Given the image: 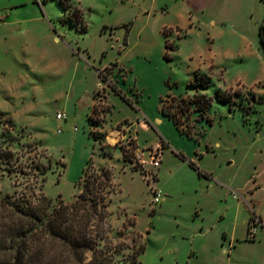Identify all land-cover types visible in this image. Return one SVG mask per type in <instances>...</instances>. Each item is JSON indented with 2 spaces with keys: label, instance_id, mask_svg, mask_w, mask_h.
<instances>
[{
  "label": "rangeland",
  "instance_id": "374dc122",
  "mask_svg": "<svg viewBox=\"0 0 264 264\" xmlns=\"http://www.w3.org/2000/svg\"><path fill=\"white\" fill-rule=\"evenodd\" d=\"M0 16V196L73 202L88 161L109 199L97 258L264 264V0H0ZM195 71L210 123L187 102ZM136 98L162 121L139 127Z\"/></svg>",
  "mask_w": 264,
  "mask_h": 264
},
{
  "label": "trees",
  "instance_id": "16d2710c",
  "mask_svg": "<svg viewBox=\"0 0 264 264\" xmlns=\"http://www.w3.org/2000/svg\"><path fill=\"white\" fill-rule=\"evenodd\" d=\"M165 31L163 29V33ZM260 40L264 49V36L261 31ZM169 45L166 42L165 47L169 48ZM194 74L196 80L190 82L191 87L195 90L207 87L205 78L197 76L196 72ZM110 86L115 89L114 85ZM216 99L227 100L219 93ZM211 100L210 96L200 93L196 100L189 99L187 102L197 103L201 118L210 123L211 118L205 117L204 111ZM161 113L170 118L181 133L190 137L189 131L182 128L179 120L175 118V113L165 109L163 101ZM88 164L86 161L78 179L77 185L80 190L73 202L54 205L45 195H39L34 199L23 194L6 193L0 196V264H68L69 259H60L57 263L51 256V244L57 241L63 246L66 256L73 258V262L69 264H83L84 254L88 250L92 251V257L86 264H110L109 256L97 258L98 253L103 254L106 251L98 247L99 243L89 228L90 222L97 214H102V217L107 215L109 199L106 202L105 196L96 191L95 183L84 178ZM189 164L198 174L200 173L193 162L189 161ZM80 180H83V184H80ZM109 183L110 173L106 171L103 182L97 183L96 186L99 184L98 188H104Z\"/></svg>",
  "mask_w": 264,
  "mask_h": 264
},
{
  "label": "crops",
  "instance_id": "0c3cea01",
  "mask_svg": "<svg viewBox=\"0 0 264 264\" xmlns=\"http://www.w3.org/2000/svg\"><path fill=\"white\" fill-rule=\"evenodd\" d=\"M163 29H165L166 31H165V33L164 34H167V33H171L172 31H173V28L172 27H167V26H165ZM181 29L179 28V27H176V29H175V32H179ZM181 35V33H179V35H177V36H180ZM210 65H212V64H210ZM209 66H207L206 68H204L206 71H207V68H208ZM198 69L200 70V67H198ZM196 72V71H195ZM197 74V73H196ZM198 76V75H197ZM113 77V76H112ZM113 82L114 83H116V80L114 79L113 80ZM185 92V91H184ZM193 92H199L200 93V91H198V90H195L194 89V91ZM174 94V93H173ZM131 105L133 106V98H132V102H131ZM134 105H135V107L140 111V113H141V116H140V118L138 119V121L136 122V124L137 125H139V127H141L142 129H148V128H151L150 127V125H152V127H154V123L155 124H157L158 122H161L162 121V119L159 117H152L151 116V114L150 113H148L147 112V110L146 109H144L143 108V106L140 104V100H138V98H136L135 99V101H134ZM109 109V106L107 107V110ZM158 112H160L161 113V105H159V108H158ZM162 114V113H161ZM163 116H166V115H164V114H162ZM127 122H128V124L126 125V124H124V128H130V129H132L133 130V126L135 125L134 123H133V121H130V120H127V119H125ZM124 121V120H123ZM201 121H204L203 119L201 120ZM136 126V125H135ZM147 126V127H146ZM155 126H157V125H155ZM163 142L165 143L164 144V147H166L167 145H168V142H166V140H163ZM156 144V143H155ZM158 144V143H157ZM156 144V145H157ZM163 147V148H164Z\"/></svg>",
  "mask_w": 264,
  "mask_h": 264
},
{
  "label": "built area",
  "instance_id": "2783aa9c",
  "mask_svg": "<svg viewBox=\"0 0 264 264\" xmlns=\"http://www.w3.org/2000/svg\"><path fill=\"white\" fill-rule=\"evenodd\" d=\"M2 16H0V21L2 20ZM56 118L57 119H62V118H65V114L63 112H57L56 113ZM154 149H157L159 151V155H161V151L163 149V146L161 145V142H159L157 145H155ZM153 158V156L151 157ZM153 160V159H152ZM159 162H160V159L159 160H153L152 163L154 165H159ZM147 175H149V172H147ZM155 192H156V195H155V200H157V197L159 196V190L155 189Z\"/></svg>",
  "mask_w": 264,
  "mask_h": 264
}]
</instances>
